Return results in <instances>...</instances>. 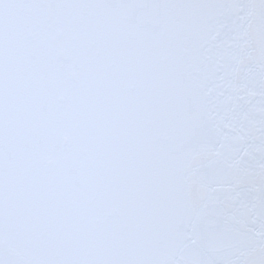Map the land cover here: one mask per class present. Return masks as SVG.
<instances>
[{
    "label": "snow or ice",
    "instance_id": "snow-or-ice-1",
    "mask_svg": "<svg viewBox=\"0 0 264 264\" xmlns=\"http://www.w3.org/2000/svg\"><path fill=\"white\" fill-rule=\"evenodd\" d=\"M0 264H264V0H0Z\"/></svg>",
    "mask_w": 264,
    "mask_h": 264
}]
</instances>
